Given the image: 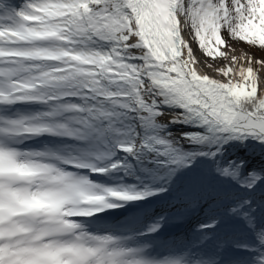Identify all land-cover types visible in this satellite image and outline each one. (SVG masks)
I'll list each match as a JSON object with an SVG mask.
<instances>
[{
  "label": "snow or ice",
  "instance_id": "1",
  "mask_svg": "<svg viewBox=\"0 0 264 264\" xmlns=\"http://www.w3.org/2000/svg\"><path fill=\"white\" fill-rule=\"evenodd\" d=\"M104 42L107 49L96 47ZM159 98L184 110L179 119L207 127V135L190 137L193 142L254 140L264 148V0H0V264H217L211 256L149 260L126 247L124 238L90 234L72 220L167 187L101 188L63 165L101 173L108 168L16 146L45 133L83 141L120 131L115 106L127 108L129 99L151 126ZM33 102L49 110L4 114ZM101 121L109 122L107 129ZM120 147L165 157L157 160L161 166H187L195 155L179 154L155 136ZM246 167L245 160L217 162L215 172L242 188L264 185V169L241 177ZM199 202L193 198L189 207ZM251 204L237 201L228 213L255 232L253 264H264V220H257Z\"/></svg>",
  "mask_w": 264,
  "mask_h": 264
},
{
  "label": "bare ground",
  "instance_id": "2",
  "mask_svg": "<svg viewBox=\"0 0 264 264\" xmlns=\"http://www.w3.org/2000/svg\"><path fill=\"white\" fill-rule=\"evenodd\" d=\"M132 62H138L137 60H132ZM172 107L168 106V109L180 113L184 111L177 105H171ZM157 110V113H161L160 111H165L167 110L159 107H155ZM131 111V110H129ZM144 114L142 116H147V113H140ZM167 113H162V116H166ZM139 117H135V120L138 121ZM173 122L178 121L176 117L171 118ZM163 120H160L157 117L152 119L153 127L156 128L153 136L157 138H161V136L165 140H171L175 138V135H172L174 133L181 132V128L183 127L182 123L178 124H172V123H167L164 124L162 122ZM187 122H191L189 120H186ZM198 127L202 129H197L195 131V135H207L208 131L206 129V126H201L198 121H194ZM152 125L149 126L146 130L151 131ZM139 132V131H137ZM185 135V134H184ZM74 141L77 139H73ZM178 141H181V139L176 140L175 143ZM191 142V143H197L198 146L203 145L206 148H211L213 152H216L218 145L209 143L207 141L205 142H193L191 139H186L185 142ZM138 143L135 145H141L142 142L137 140ZM256 142V141H255ZM252 143V142H251ZM257 143V142H256ZM87 144V143H86ZM213 144V146L211 145ZM177 148L178 145L173 144ZM250 145V144H249ZM88 146V145H87ZM223 146V152L221 151L220 153L217 154L215 158L212 157L211 151L208 155H202V153L205 152H197L195 154V157L198 158H203L206 159L209 162L213 160L212 166H216L217 162H219L222 165H227L228 162L223 163L224 157H221L222 153H228V147L230 146V142L224 143ZM244 156L245 159L241 157V154H231L232 158L237 160H245L247 162V167L246 169H241L240 172L242 173H250V172H261L262 169H264V156H262V153H258L254 151L251 148H245L244 149ZM101 155V154H99ZM135 156L139 157V163L143 167L144 171L147 173L149 176V183L154 185L153 189L161 188V187H167L168 191L167 192H159L157 195L149 196L148 200H151L152 208L151 209H144L141 210L137 213V215L145 216L149 218L148 221H143L142 226L146 227H152L153 225H156L159 223V229L155 231L154 233H158L159 236H156L155 234H151L148 236V239L152 242H156V244H161L163 247H171V246H176V247H185V248H195L194 245L190 244V235L191 231H188L187 229L189 228V222H187L183 218V212L189 207V203L193 198H199L200 202L204 198V194L199 188V180L198 176L192 172L191 174L184 176L180 171L173 172L171 174H168V172L164 170H158L157 167L155 166L160 164L157 163V160L161 159H166L165 157L157 156L153 158L154 160L151 162L148 160L147 156L145 155L144 151H137L136 153L132 154ZM122 155L119 153L116 157H113L109 159L107 162H98L96 164L97 167L99 166H106L105 168L110 169V165L120 159ZM137 157H135L136 159ZM106 161V160H105ZM143 162V163H142ZM148 163V165H146ZM101 173V172H99ZM102 177V175H101ZM112 183H106V188L111 187L114 188ZM228 198V197H227ZM199 202V203H200ZM198 203V204H199ZM153 210V211H152ZM119 220L113 221V223H117ZM107 222V221H105ZM177 226L178 228H172L171 226ZM242 261V260H241Z\"/></svg>",
  "mask_w": 264,
  "mask_h": 264
},
{
  "label": "rangeland",
  "instance_id": "3",
  "mask_svg": "<svg viewBox=\"0 0 264 264\" xmlns=\"http://www.w3.org/2000/svg\"><path fill=\"white\" fill-rule=\"evenodd\" d=\"M110 45L109 44H103L102 43V45L100 46L101 48H105V49H107L108 47H109ZM72 102H74V103H80V102H78V100H76V99H74ZM127 103H129V104H132L133 103V101L131 100V99H129V101L127 102ZM109 107L110 108H112L111 107V105H109ZM130 108H132L131 106H130ZM123 109V108H122ZM120 128H122L123 126H120V125H118ZM137 131H133V132H129V130H128V135H127V137L128 136H130V138H133V137H136L137 136ZM124 138V137H123ZM228 142H233V143H236V145L237 144H239L240 146H239V149H241V150H243L244 149V145L242 144V142H240V141H237V140H231V141H228ZM252 142V143H251ZM244 144H253V143H256L254 140H248V141H245V142H243ZM262 156H264V149L262 150ZM229 162V161H236L235 159H233L232 158V155L231 154H227L225 157H224V159H223V163L224 162ZM239 161L240 160H237L236 162L237 163H239ZM226 165V164H225ZM214 168H216V167H214ZM207 170V169H206ZM215 169H212V170H210V171H214ZM188 171V170H187ZM204 172H207V171H204ZM240 174H241V172H240ZM245 175H248V174H245ZM244 190V193H239V194H237L239 197H238V199L235 201V203L237 202V201H241V200H243L244 198H246V197H249L250 195H248L247 193L248 192H246L247 191V189H243ZM146 198H149V197H146ZM145 198V199H146ZM144 200V199H143ZM123 207H128V205H123ZM258 244H259V242H258Z\"/></svg>",
  "mask_w": 264,
  "mask_h": 264
},
{
  "label": "trees",
  "instance_id": "4",
  "mask_svg": "<svg viewBox=\"0 0 264 264\" xmlns=\"http://www.w3.org/2000/svg\"><path fill=\"white\" fill-rule=\"evenodd\" d=\"M218 174L217 175H212V176H210L209 178H208V180H215V181H218L216 184L218 185V186H216V185H214V189L216 190V191H219V192H223V190H222V188H234V187H236V182H235V180L233 179V178H230V176H227V177H224V180H222V179H220V178H218ZM220 185H222V188L220 187ZM240 186V185H239ZM261 186H263V188H264V185H261ZM237 188V187H236ZM235 189V188H234Z\"/></svg>",
  "mask_w": 264,
  "mask_h": 264
}]
</instances>
